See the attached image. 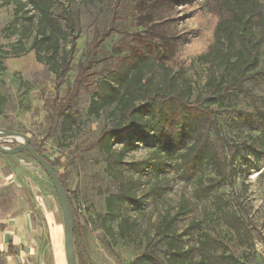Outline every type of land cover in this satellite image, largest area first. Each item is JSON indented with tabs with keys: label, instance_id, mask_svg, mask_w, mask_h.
<instances>
[{
	"label": "rangeland",
	"instance_id": "374dc122",
	"mask_svg": "<svg viewBox=\"0 0 264 264\" xmlns=\"http://www.w3.org/2000/svg\"><path fill=\"white\" fill-rule=\"evenodd\" d=\"M57 1L81 9V34L72 70L57 87L54 76L35 61L33 52L5 60L0 95L6 102L1 106L0 128L27 135L31 145L38 147L46 158L59 160L56 170L74 195L80 223L87 222L80 245L86 264H132L146 244L159 239L162 214L170 208H175L171 212L174 213L181 200L187 201L190 211L174 225L178 244L191 248V253L198 257L199 243L208 233L222 243L217 246L218 253L232 254L238 264H264V81L248 82L251 96L235 92L217 113L221 135L228 144L223 146L219 142L218 153L233 175L208 199L193 201L195 180L180 179L169 166L165 172L148 166L154 145L150 139L139 142L118 166L107 165L96 149L84 150L99 135L104 121L86 115L87 94L81 95L73 109L74 125L62 128L57 108L71 86L77 64L85 57L94 23L100 29L107 24L108 4L104 0ZM13 12V5L0 3V47L6 51L18 39L2 34V29L12 21ZM217 22L218 17L205 0H120L117 32L102 44L99 56L113 55L121 62L134 57L150 59L163 65L178 82L186 80L197 91L208 73L207 66L197 58L212 45ZM161 74L162 70L156 68L155 76ZM114 149L117 155L121 145ZM22 155L30 165L27 171L34 191L44 194L47 213L61 223L60 208L53 212L48 203V195L54 197L55 193L51 183L37 164ZM200 174L206 175L207 171H199ZM119 189L136 193L142 201L140 206L125 203L118 210L129 225L130 235L124 238L117 236L116 220H110L105 204L106 197ZM216 196L222 198L223 210L240 216L248 239L236 236L216 210Z\"/></svg>",
	"mask_w": 264,
	"mask_h": 264
},
{
	"label": "trees",
	"instance_id": "16d2710c",
	"mask_svg": "<svg viewBox=\"0 0 264 264\" xmlns=\"http://www.w3.org/2000/svg\"><path fill=\"white\" fill-rule=\"evenodd\" d=\"M104 1L108 4L107 24L100 29L94 23L85 57L77 64L71 86L57 108L62 128L74 125L73 109L81 95L87 94L86 115L104 121L99 135L84 150L96 149L107 165L118 166L139 142L150 139L154 145L148 166L157 172L172 167L180 179L195 180L193 201L208 199L233 175L227 161L218 153L219 142L223 146L228 144L221 135L216 115L233 93L251 96L248 82L264 81V0H205L218 22L212 45L197 58L208 68L204 84L197 91L186 80L178 82L163 65L150 59L134 57L121 62L113 55L99 56L102 44L117 32L120 2ZM0 3L14 6L13 19L2 29L3 36L18 37L8 51L0 47V75L5 71V60L33 52L35 61L44 65L54 76L56 86H60L72 70L76 42L81 34V9L76 5H61L57 0H0ZM156 68L162 70L158 78ZM5 102L0 95V115ZM117 144L121 149L116 155ZM32 147L53 166L67 192L74 219L77 259L86 264L80 245L87 222L80 223L74 195L56 170L60 162L46 158L35 145ZM199 171L207 174L198 175ZM213 202L236 236L248 239L240 216L223 210L221 197H214ZM125 203L140 206L142 201L136 193L125 189L105 199L108 216L111 221L116 220V234L120 238L130 235L127 218L118 211ZM174 210L170 208L162 214L159 239L146 244L132 264H238L232 254L218 253L217 246L222 243L208 233L199 243L198 257L191 253V248L178 244L174 225L190 209L187 201L181 200L171 213Z\"/></svg>",
	"mask_w": 264,
	"mask_h": 264
},
{
	"label": "crops",
	"instance_id": "0c3cea01",
	"mask_svg": "<svg viewBox=\"0 0 264 264\" xmlns=\"http://www.w3.org/2000/svg\"><path fill=\"white\" fill-rule=\"evenodd\" d=\"M29 166L22 154H0V264H65L62 218L47 213ZM47 199L60 208L55 193Z\"/></svg>",
	"mask_w": 264,
	"mask_h": 264
},
{
	"label": "water",
	"instance_id": "95a60500",
	"mask_svg": "<svg viewBox=\"0 0 264 264\" xmlns=\"http://www.w3.org/2000/svg\"><path fill=\"white\" fill-rule=\"evenodd\" d=\"M0 137H14L20 140L9 149L0 146V154H27L29 158L41 168V170L44 172L47 179L51 183L62 214L65 264H78L77 254L75 250L74 219L72 208L68 199L67 192L64 189L61 181L59 180L55 169L46 159H44L36 152V150L31 145L30 138L27 135L20 132L0 128Z\"/></svg>",
	"mask_w": 264,
	"mask_h": 264
},
{
	"label": "built area",
	"instance_id": "2783aa9c",
	"mask_svg": "<svg viewBox=\"0 0 264 264\" xmlns=\"http://www.w3.org/2000/svg\"><path fill=\"white\" fill-rule=\"evenodd\" d=\"M19 141L20 140L18 138H14V137H0V146L9 149Z\"/></svg>",
	"mask_w": 264,
	"mask_h": 264
}]
</instances>
